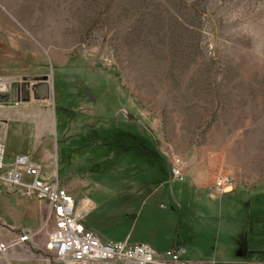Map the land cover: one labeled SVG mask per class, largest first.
I'll use <instances>...</instances> for the list:
<instances>
[{
  "label": "rangeland",
  "instance_id": "374dc122",
  "mask_svg": "<svg viewBox=\"0 0 264 264\" xmlns=\"http://www.w3.org/2000/svg\"><path fill=\"white\" fill-rule=\"evenodd\" d=\"M0 40L30 68L46 66L37 82L53 80L51 127L63 149L51 165L53 179L92 168L116 147L112 118L76 132L61 122L68 108L49 61L79 60L86 65L85 98L101 97L104 108L115 109L118 125L132 126L131 144L129 138L116 155L131 158L128 171H117L134 187L156 186L152 177L166 167L174 183L193 170L205 183L226 175L235 187L264 186V0H0ZM90 77L100 86L93 89ZM62 133L70 137L67 146ZM173 157L182 162V182L169 174ZM108 217L99 223V239L120 240L115 216Z\"/></svg>",
  "mask_w": 264,
  "mask_h": 264
},
{
  "label": "crops",
  "instance_id": "0c3cea01",
  "mask_svg": "<svg viewBox=\"0 0 264 264\" xmlns=\"http://www.w3.org/2000/svg\"><path fill=\"white\" fill-rule=\"evenodd\" d=\"M54 64L49 61V70L57 72L59 101L68 108L67 114L62 111L61 122L76 132L83 124L92 126L106 117L112 118L117 127L111 135L116 142L115 151H103L92 168L67 170L61 180L56 176L53 179L51 165L63 152L55 141L57 132L51 127V96L56 92L53 80L48 76V81L37 82L48 73L46 66L30 68V61L16 54L12 44L0 40V142L4 145L5 164L18 155L26 156L38 170L39 179L65 190L79 221L98 238L102 237L99 223L106 222L111 212L108 218L115 216L111 223L121 230V239L114 241L144 243L155 252L178 245L185 250L181 258L195 264H264V186H239L219 195L208 192L205 185L209 182H202L193 170L182 184L170 181L166 167L163 176L152 177L159 180L156 186L134 187L127 176L117 171L119 166L128 171L131 158L126 155L119 161L116 155L119 146L128 147L125 145L129 138L131 144L132 126L118 125L115 109L104 108L101 97L92 94L85 98L84 61ZM24 77H33L27 83L28 93L8 100L10 83ZM90 78L93 89L100 86L99 79ZM36 84L46 85V99L40 96L43 89L34 92L32 87ZM119 130L124 136H119ZM69 141L70 137L62 133V145L67 146ZM86 144L97 149L94 141ZM72 147L76 152L80 146ZM23 180L29 178L24 175ZM112 199L113 205H104ZM44 215L42 201L21 197L12 187H0V241L29 236L0 254V264H55L44 251L45 233L36 232Z\"/></svg>",
  "mask_w": 264,
  "mask_h": 264
},
{
  "label": "built area",
  "instance_id": "2783aa9c",
  "mask_svg": "<svg viewBox=\"0 0 264 264\" xmlns=\"http://www.w3.org/2000/svg\"><path fill=\"white\" fill-rule=\"evenodd\" d=\"M169 174L177 182L185 178L179 158L169 162ZM29 178L23 180V176ZM16 189L19 196L42 201L45 204L43 222L36 232L45 233L44 251L60 262L72 264H195L183 260L185 250L175 246L163 252H155L144 243L128 244L125 241H102L79 221L72 199L57 184H50L38 177V170L29 164L28 158L16 156L9 164L4 162V145L0 142V187ZM235 188L233 179L219 175L205 185L214 194H223ZM28 235L15 240L0 241V254L12 246L23 243Z\"/></svg>",
  "mask_w": 264,
  "mask_h": 264
},
{
  "label": "water",
  "instance_id": "95a60500",
  "mask_svg": "<svg viewBox=\"0 0 264 264\" xmlns=\"http://www.w3.org/2000/svg\"><path fill=\"white\" fill-rule=\"evenodd\" d=\"M41 89H43L44 91H42L43 93H40V96L42 99H46L48 97V93H47V88L46 85H36L34 87H32V89H34V92H37ZM27 89H28V85L27 83H21L20 85L17 83H13L11 86H9V95H11L12 99L16 94H27ZM41 92V91H40ZM131 119H134L132 116H128Z\"/></svg>",
  "mask_w": 264,
  "mask_h": 264
}]
</instances>
